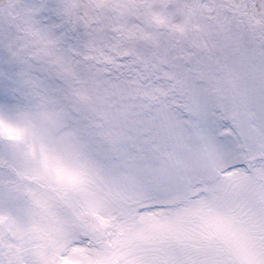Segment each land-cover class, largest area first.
I'll return each mask as SVG.
<instances>
[{"label":"snow or ice","instance_id":"obj_1","mask_svg":"<svg viewBox=\"0 0 264 264\" xmlns=\"http://www.w3.org/2000/svg\"><path fill=\"white\" fill-rule=\"evenodd\" d=\"M0 264H264V0H0Z\"/></svg>","mask_w":264,"mask_h":264}]
</instances>
